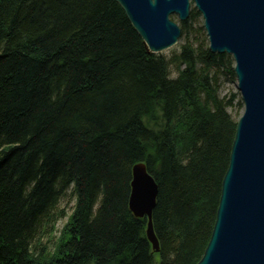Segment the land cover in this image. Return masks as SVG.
<instances>
[{"label": "trees", "instance_id": "1", "mask_svg": "<svg viewBox=\"0 0 264 264\" xmlns=\"http://www.w3.org/2000/svg\"><path fill=\"white\" fill-rule=\"evenodd\" d=\"M183 26L186 40L167 59L148 51L113 0L0 4V45L8 39L0 54V264L201 259L234 139L223 106L236 95L228 103L219 96L217 73L234 77L229 57L191 41L193 25ZM141 160L159 183L158 256L147 219L126 206L131 165ZM72 181L73 214L50 252L43 239L66 216L58 188Z\"/></svg>", "mask_w": 264, "mask_h": 264}, {"label": "water", "instance_id": "2", "mask_svg": "<svg viewBox=\"0 0 264 264\" xmlns=\"http://www.w3.org/2000/svg\"><path fill=\"white\" fill-rule=\"evenodd\" d=\"M245 1L243 0V2ZM259 1L264 3V0ZM168 2L170 3L166 4L165 7L163 4L154 5L149 0H121L120 3L125 6L129 16L145 22V25L140 28L147 35V40L150 43L152 42V34H156L160 35L159 38L164 46H169L177 40L180 29L169 20L168 15L178 12L183 17L188 18L190 4L188 0H169ZM239 2L240 0H196V5L203 10L212 9L213 14L222 17L218 24H221L226 32L238 33L239 30L244 29L231 27L228 22L231 19V14H241V12L239 10L231 11L227 16L223 12L236 8ZM158 18H162L160 23L156 24L159 27L152 28L148 25V21L154 22ZM206 20L209 22V17ZM252 30V27L247 28V37L242 36L244 43L240 47H243L244 50L237 48L233 50L237 59L235 71L241 84L249 83L248 87L251 86L257 92L256 95H253L254 98L259 99L258 102L250 103L248 100L252 98L244 96L247 103L253 107L247 116L251 113L256 115L254 106L264 110V94L257 90V87L264 85V57L259 56L264 55V40L259 43L263 48L247 50L246 48L249 47L248 34L252 33ZM216 31L220 32L218 29ZM210 34L212 36L213 32ZM212 42V51H220V48L214 44L217 43V40L213 36ZM226 42L229 47L234 45L229 41ZM152 46L151 48L156 50L162 49L161 46ZM244 59L250 60L247 62ZM257 115L258 121L255 118L247 119L246 117L242 119V124L250 129L256 139L247 136L245 129L241 127L238 140L253 146H256L259 141H264V117L258 113ZM142 171H137L139 172L137 182L140 184L136 183V180L133 183L138 184V189L142 190L143 194H132L130 202L136 216L149 218L147 233H149L150 241L154 247L159 248L158 243L155 242L156 238L151 221L152 210L157 202L158 186L153 183V179L147 173ZM261 176L264 178L263 175ZM260 181L264 182V179ZM254 183L255 179L252 182L243 175L228 172L224 178L223 192L228 191L229 194L221 197L211 243L198 264H264V187L250 186ZM241 191H246L251 196L245 200L242 198ZM234 197L238 200H235Z\"/></svg>", "mask_w": 264, "mask_h": 264}, {"label": "bare ground", "instance_id": "3", "mask_svg": "<svg viewBox=\"0 0 264 264\" xmlns=\"http://www.w3.org/2000/svg\"><path fill=\"white\" fill-rule=\"evenodd\" d=\"M113 1L116 2L120 6L121 10L125 13V16L127 17L128 21L130 22L132 27L135 29V31L137 32L139 37L142 39V41H143L144 45L147 47L148 51L150 53L156 54V55H163L162 54L163 51H165V50H167V49H169L175 45H178L181 41L180 47H179V51H180L181 45L183 44V41L186 40L183 36V31L185 29V26H183L184 23L188 22V23L192 24L194 27L195 17H202L203 18V24H202L201 28H202V30H204L206 32V35H205L206 38L204 37V39L200 40L198 37V32H196L197 28L194 27L193 30H195V31H194V33L193 32L191 33L190 40L195 42V43H199L204 47L209 48L210 51L214 54L227 55L228 57L232 56L233 59L232 58H228V59H230V60L232 59L235 61L234 65H233V61L231 60V67H232V70L234 73V77H232L229 74H227V75L231 76V78L236 81L237 89H238V91L242 97V101L237 102V104L242 105V107H243V112H242V114L238 115V117L233 116L232 113L229 111V108H232L234 106L235 101H233L231 103V105L225 104L223 106L224 110L230 116L231 121L234 122V127H235L234 137H233L234 139L232 140L231 146H229L227 148L229 162H228V166H227L224 178L226 177L228 172L236 174V175H243V176H245V178L251 180L252 182L255 179L254 185L250 184V186L264 187V182L260 181L261 179H264L261 176V175L264 176V141L263 142L259 141L256 143V146H253V145H248L246 142H241L240 140H238V137H239L238 134L241 130V127L245 129V133L247 136H252L251 139H253V137H255V139H256V136H253V133L250 131V129L246 128L242 124V119L247 117V119L248 118H255V120L258 121L259 117H258L257 113L264 117V110L257 107V106H254L256 109V112H257L256 115L251 113V115L247 116V114H249V110H251L253 107L247 103V100L244 99V96H247V98H250V97L252 98V99L248 100V102H250V103L258 102L259 99L254 98L253 95H256L257 92L253 88H251V86L248 87L249 83H242L241 84L239 77L237 76L236 71H235V68L237 66V59H236L235 52L233 51L234 48L244 50V48L240 47V46L242 43H244V38L247 37V31H246L247 28H250V27H252L253 30H252V33L248 34V36H249V47L246 49L247 50H253V49L263 48L261 45H259V43L264 40V3H261V1H259V0H248V1L244 0L245 2H243V0H240L239 5H237L236 8H232V9H229L227 11H224L223 14L226 16L231 11L233 12V11L239 10L241 12V14H231L230 15L231 19L229 20L228 24L231 27L242 28L244 30H239L238 33H232V32L228 33L225 31V29L223 28V26L221 24H218L219 23L218 21L221 20L222 17L213 14L212 9H204L205 11L203 9H200L198 7V5H196L197 4L196 0H188L189 4H190L189 5V16H188V18L183 17L178 12H174V13L168 15L169 20L178 26V28L180 29V33H179L177 40L174 43H172L169 46H164L161 39L159 38L160 35H156V34H152V42L150 43V41L147 40V35L140 28V27H143L145 25V22H143L139 19H136V18L132 17L131 15L129 16V14L127 13V11L125 9V6L120 3L121 0H113ZM168 1H166V0H164V1L163 0H149V2H151L154 5L163 4L164 7L166 6V4L170 3ZM2 2H4V0H0V4H2ZM192 4H194V6H192ZM191 12L195 13V15H193ZM173 15H177L179 21L181 22V25H179L175 20L172 19ZM192 16H194V18H192ZM208 17H209V22H207V20H206ZM160 19H162V18H158V20H156L154 22L148 21V25L151 26L152 28L159 27V25H156V24L160 23ZM216 29H218L221 33L216 31ZM212 32H213L212 36L217 40V43H214V44L220 48V51L216 50L215 52H213L211 49L213 42H212V36L210 33H212ZM7 40L5 37L1 38L0 54L4 51ZM226 41H229V42L233 43L234 45L229 47ZM256 44H258V45H256ZM152 45L161 46L162 49H160V50L153 49V48H151V47H153ZM230 51H232V52H230ZM175 53H177V52H175ZM259 56L264 57V55H259ZM244 60L247 61L250 59H244ZM223 72L224 71L221 70L217 74L219 75V74H222ZM178 77H179V73H178V76L176 77V79ZM219 77L220 76H218V78ZM263 83H264V81H263ZM219 88H220V81H219ZM257 90H259L262 94H264V85L262 84L261 86L257 87ZM231 95H236L235 100H237L238 94L232 93ZM200 98L205 100V95L201 94ZM224 98L225 97H222V99H224ZM224 101L227 102L225 99H224ZM190 105H192V103ZM201 106H203V105L201 104ZM177 114H179V110L175 111L174 115L170 116V117L173 118ZM143 117H145V115ZM152 121H155V120H152ZM152 121H151V123H153ZM151 123H148V124H151ZM155 135H160V134L156 133ZM157 139H159L161 141L164 140L160 136H157ZM161 163L162 162L159 161V164H161ZM132 165H131V169H130V179H131L130 188H129L130 195H129V201H128L126 206H127L128 210L132 213V215L135 216L136 218H146L147 219L145 236L148 239L149 243L151 244V253L155 256H158V254L161 253V249H160L161 243H160V240H159L155 230H154V235L156 238L155 242L158 243L159 248H155L153 243L150 241V238H149L150 235H149V233H147L149 218L136 216L134 213L135 210L132 209L130 201H131L132 194H135V195L139 194V193L143 194V191L138 189V184H140L137 182V180L139 178V172H137L138 170H140V172L143 170L142 172L147 173L151 177V179H153V183L158 186V194L160 191L159 183L157 182L155 177L152 175V170L149 169V166L146 164L145 161L141 160V161H138ZM231 167L234 169H232ZM224 178H223L222 188H221V192H220L219 205L221 202V197L225 194L226 195L229 194L228 191L223 192ZM134 180H136V183H138V184L133 183ZM55 185L59 186V182H56ZM74 185H75V181H72V184L70 185V187L61 188L59 186L58 191H60V193L62 194L61 195L62 198L70 196V197L75 198V200H76V195H78V194L74 193ZM250 186H249V188H250ZM31 187L32 186H30V189H31ZM247 187H248V184H247ZM68 194H70V195H68ZM241 195H242V198L245 200H247L251 196V194L246 193V191H241ZM157 199H158V196H157ZM234 199L238 200V198H235V197H234ZM100 201L101 200H98V202L96 204L97 206L101 205ZM156 206H157V202H156ZM156 206L152 210V219H151L152 223L154 220L153 215H154ZM218 208H219V206H218ZM63 211H64L63 213H65L64 215H67L65 210H63ZM96 211H97V207H95V209H93L92 213L95 215ZM67 218H69V215L67 216ZM59 220H60V218L55 219L51 223L52 224V231H50V232H52L53 234H54V232L58 231L57 230V223ZM67 222H68V220L66 221L65 225L63 226V228L60 232V235L57 238L54 237L53 235L49 236V239L51 237L55 238V240L53 241L52 247L49 248L50 252L52 251V252L56 253V251H57L56 244L58 242V239H61V236H63V233H64L63 231H65V229L67 227L66 225L68 224ZM153 229H154V224H153ZM211 237H212V235H211ZM211 237H210V240H211ZM77 240H79V239H77ZM210 240L208 241V243L204 249L203 256L205 255V253H206V251H207V249L211 243ZM53 256H58V255H48V257H50V258H52ZM203 256L197 262V264L202 260ZM43 257H44V255H43ZM156 263L158 264V259L156 260ZM82 264H96V259H94V260L92 259L91 261H85L84 260L82 262Z\"/></svg>", "mask_w": 264, "mask_h": 264}, {"label": "rangeland", "instance_id": "4", "mask_svg": "<svg viewBox=\"0 0 264 264\" xmlns=\"http://www.w3.org/2000/svg\"><path fill=\"white\" fill-rule=\"evenodd\" d=\"M192 6H194V4H192ZM191 13L193 14V12H191ZM172 19L175 20L179 25H181V22L179 21L177 15H173ZM202 24H203V18L202 17H195L194 27L197 28L196 32H198V37L200 40L204 39V37L206 35V32L204 30H202V28H201ZM180 43H181V41H180ZM180 43L178 45H175V46L163 51L162 54L165 55V57L167 59H171L172 55L175 52L179 51ZM229 58H232V56H230ZM232 61H233V65H234L235 61L234 60H232ZM169 69H170V74H171L170 77L175 79L179 73L176 65L171 63L169 66ZM219 79H220L219 80L220 81L219 96L221 98L222 97H231L232 93L238 94V98H237V100H235L234 106L232 108H229V111L232 113V115L235 117H238V115L242 114L243 107H242V105L237 104V102L242 101V97H241V94L239 93V91L237 89L236 81L234 79H232L231 76L227 75V73H224V72L222 74H220ZM68 195H70V194H68ZM74 207H75V198L69 196V197H65V198L61 199V202L59 204V210H65L67 215L65 217L60 218V220L58 221V223H57V230L58 231L54 232V234H53L54 237L57 238L60 235V232H61L63 226L65 225L66 221L69 219V218H67V216L68 215H69V217L72 216ZM217 213H218V211H217ZM54 237L53 238L51 237L50 239H49V236L44 237L43 243L46 246H48V248H51L53 245V241L55 240Z\"/></svg>", "mask_w": 264, "mask_h": 264}]
</instances>
